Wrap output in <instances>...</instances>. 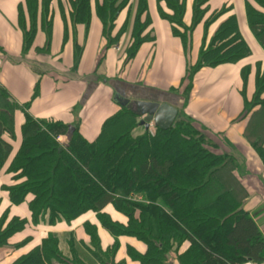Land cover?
Listing matches in <instances>:
<instances>
[{
	"label": "trees",
	"instance_id": "1",
	"mask_svg": "<svg viewBox=\"0 0 264 264\" xmlns=\"http://www.w3.org/2000/svg\"><path fill=\"white\" fill-rule=\"evenodd\" d=\"M93 0H70L68 18L72 24L89 26ZM94 14L102 25L106 47L117 43L126 23L115 36L112 32L118 16L124 10L131 14V0H94ZM97 1V2H96ZM210 0H192L189 25L184 20L186 0H157L166 10L159 16L170 24L172 35L179 39L185 54L191 48L194 28L203 20ZM50 0H25L29 26L19 12L18 25L22 31V54L31 48L36 31L37 15L40 29L49 44L51 30ZM247 26L264 51V0H250L245 5ZM130 42L126 60L134 57L139 46L149 37L150 27L146 0H137L132 18ZM216 24L209 34L208 30ZM204 35L197 60L187 67L183 97L191 89L194 74L202 68L241 64L250 55L230 7H222L204 21ZM250 68H241V78H247ZM264 110V67L258 66L255 92L245 105L247 115L254 108ZM15 103L0 88V172L11 152L3 139L13 138ZM23 112L20 146L5 172L12 175L15 185L6 187L9 202L19 205L27 196L31 221L49 226L95 216L96 222L111 236L131 237L144 244V254H132L140 264H168L171 252L185 245L176 255L178 264H237L244 260L264 263V239L253 221L243 211H235L229 197L222 191L209 206L203 205L208 188L221 181L226 168L236 166L232 157L216 153L213 143L200 127L182 111L167 130L154 128L134 137L137 117L127 109L107 119L95 141L86 142L75 129L66 145L57 141L67 136L68 127L57 122H40ZM248 138V137H247ZM253 141L264 165L261 139ZM110 207L124 218L114 221L105 208ZM8 212V210H7ZM6 211L0 218V248L7 246L9 237L21 231L24 220L10 219L5 224ZM83 228L90 238L92 257L100 264H113L118 244L102 251L97 228L85 222ZM26 244V241L17 246ZM71 244L72 260L62 257L58 239L48 235L13 264H85L78 249ZM21 247V246H20ZM128 252V249H127Z\"/></svg>",
	"mask_w": 264,
	"mask_h": 264
},
{
	"label": "crops",
	"instance_id": "2",
	"mask_svg": "<svg viewBox=\"0 0 264 264\" xmlns=\"http://www.w3.org/2000/svg\"><path fill=\"white\" fill-rule=\"evenodd\" d=\"M24 1L0 0V88L16 106L13 138L3 137L11 145V152L0 172V218L6 211L4 225L12 218L25 221L23 229L9 237L6 247L0 248V264L15 263L40 245L48 235L58 239V249L63 258L72 260L70 246L74 243L82 263L100 264L91 256L90 238L83 228L87 221L97 228L102 251L111 249L114 241H117L113 264H140L131 256L144 254V244L131 237L111 236L96 222L94 215L79 218L69 225L64 222L55 226H49L46 222L34 224L28 210L32 197L29 195L23 203L13 205L3 190L16 184L12 175L5 170L20 146V127L24 121L22 111L36 121L57 122L67 126L68 130L70 127L76 129L86 142L91 143L99 135L103 123L124 109L115 102V95L130 103L167 104L178 113L182 111L213 143L216 153L232 157L236 166L226 168L221 181L208 188L203 205L214 203L217 191L226 193L235 211L247 213L264 239V165L252 148L256 139H261V147L264 148V110L256 107L244 115L245 105L255 92L257 67L261 70L264 67V51L246 22L245 5L250 0H210L206 4L207 12L203 20L192 32L191 48L187 54L183 52L179 39L172 35L170 24L159 16V9L166 10L164 3L146 0L150 27L145 34L149 40L144 41L128 61L125 51L130 42L137 0L130 1L131 14L124 10L118 16L113 36L121 31L127 19L129 22L117 43L108 48L102 35V25L94 14V0L93 14L87 28L70 22V0H50L52 25L48 46L37 15L33 44L26 54H22L19 12L22 11L25 17L26 27L29 26ZM186 2L184 22L187 26L192 0ZM222 7L231 8L251 55L241 64L197 71L185 101L183 89L187 84L186 71L197 60L204 35V21ZM215 26L208 30L209 34ZM245 65H249L250 71L243 81L241 68ZM139 121L137 118V126L132 131L134 137L146 131ZM152 130L148 129L149 132ZM57 141L66 145L68 137L60 136ZM105 212L112 220L124 222V218L110 207L105 208ZM24 241L26 244L17 246ZM185 250L186 246L183 245L178 253L171 252L168 264H178L176 255ZM52 264L58 263L53 261ZM237 264L254 263L244 260Z\"/></svg>",
	"mask_w": 264,
	"mask_h": 264
},
{
	"label": "water",
	"instance_id": "3",
	"mask_svg": "<svg viewBox=\"0 0 264 264\" xmlns=\"http://www.w3.org/2000/svg\"><path fill=\"white\" fill-rule=\"evenodd\" d=\"M115 102L139 118V125L144 126L146 130L150 126L167 130L174 123L177 117V110L167 104L147 103V102H135L122 99L118 95H115ZM73 128H69L68 136L73 132Z\"/></svg>",
	"mask_w": 264,
	"mask_h": 264
},
{
	"label": "built area",
	"instance_id": "4",
	"mask_svg": "<svg viewBox=\"0 0 264 264\" xmlns=\"http://www.w3.org/2000/svg\"><path fill=\"white\" fill-rule=\"evenodd\" d=\"M58 139V138H57ZM259 264H264V263H259Z\"/></svg>",
	"mask_w": 264,
	"mask_h": 264
},
{
	"label": "rangeland",
	"instance_id": "5",
	"mask_svg": "<svg viewBox=\"0 0 264 264\" xmlns=\"http://www.w3.org/2000/svg\"><path fill=\"white\" fill-rule=\"evenodd\" d=\"M214 151H216V150H214Z\"/></svg>",
	"mask_w": 264,
	"mask_h": 264
}]
</instances>
